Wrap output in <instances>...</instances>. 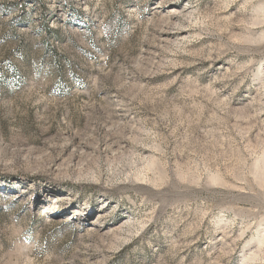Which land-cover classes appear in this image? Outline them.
Returning <instances> with one entry per match:
<instances>
[{"label": "rangeland", "instance_id": "1", "mask_svg": "<svg viewBox=\"0 0 264 264\" xmlns=\"http://www.w3.org/2000/svg\"><path fill=\"white\" fill-rule=\"evenodd\" d=\"M0 264H264V0H0Z\"/></svg>", "mask_w": 264, "mask_h": 264}]
</instances>
